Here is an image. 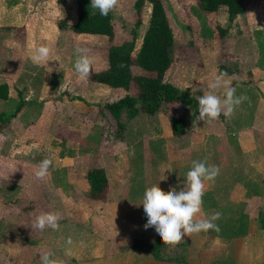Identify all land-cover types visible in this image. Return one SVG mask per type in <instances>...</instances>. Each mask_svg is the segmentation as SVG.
<instances>
[{
  "label": "crops",
  "instance_id": "0c3cea01",
  "mask_svg": "<svg viewBox=\"0 0 264 264\" xmlns=\"http://www.w3.org/2000/svg\"><path fill=\"white\" fill-rule=\"evenodd\" d=\"M2 1L0 84H6L7 97L0 99V240L22 221L21 233L24 239L28 236L26 242L36 238L34 246L24 245L29 253L46 250L54 254L51 258L57 264H264V61L258 59L257 40L252 37L255 33L264 34V10L258 14L252 6L243 9L244 23L237 27L243 31L236 29L233 33L238 39L232 37L228 41L232 63L227 64L221 52L215 67L202 73L200 66L204 62L212 64L214 60L207 58L213 55L199 48L198 40L189 34L172 39L171 62L163 74L164 81L187 89L195 99L219 75L231 82L236 96L245 95L248 99L235 108L231 118L221 114L211 123L199 120L197 110L178 114L184 118L183 133L193 130L202 149L206 147L202 139L207 132L215 138L220 173L218 181L205 182L199 218L210 219L214 213H221L216 220L220 231L218 240L210 232L185 235L175 247L162 245L155 258L144 249L145 245L119 243L118 237L110 241L107 236L112 228L118 233L123 225L124 237L151 242L155 233L141 223L140 202L145 190L158 184L166 193L179 191L185 187L186 177H174L172 171L180 168H167L150 183L141 176L135 177L134 170L143 169L134 166L137 148H143L144 153L146 148L149 152L155 149L150 143L140 144L142 139L151 142L156 138L157 131L150 126L155 124L151 122L153 118L138 113L127 118L126 110L121 109L118 121L123 128L116 133L115 119L102 106L126 92L90 76L81 80L75 72L77 47L89 49L92 72H97L106 68L110 42L57 27V20L65 19L66 24L75 21L73 0H10L1 4ZM65 3H70L68 9ZM144 31L137 33L132 54ZM123 34L128 32H121L123 38L116 42L118 35L113 25L115 44L128 38ZM96 42L100 43L98 47ZM43 45L51 46L53 58L59 61L34 64L32 52ZM219 65L225 72L218 71ZM143 71L135 65L130 67L134 76ZM217 94L222 96L221 92ZM73 97L76 99L71 100ZM139 124L140 135L134 134L132 139V133L127 132ZM169 134L170 127L163 137ZM63 154L67 155L66 160ZM45 158L53 159V165L46 178L37 179L34 173ZM91 168L103 169L106 176L105 195L99 198L88 195L85 173ZM57 175L60 180H55ZM140 178L142 181L137 182ZM46 212L60 215L59 230L32 229L35 218ZM132 222L142 233L132 234ZM38 230L40 233L35 235ZM69 238L71 244L67 243Z\"/></svg>",
  "mask_w": 264,
  "mask_h": 264
},
{
  "label": "rangeland",
  "instance_id": "374dc122",
  "mask_svg": "<svg viewBox=\"0 0 264 264\" xmlns=\"http://www.w3.org/2000/svg\"><path fill=\"white\" fill-rule=\"evenodd\" d=\"M33 1V0H31ZM36 0H34L35 3ZM161 4L164 9V13L166 15L168 25L171 32L172 39H177L178 37H182L184 34H189L188 36L197 39L200 44H198L199 48L204 49L209 55L212 54L213 56L207 58L208 60H214L211 64V62H204L202 66H200L199 71L202 73L206 71L209 67L214 68L215 67V61L218 63V54L221 53V58H225L226 63L230 64L232 63L230 61V54L231 51L229 49V40L232 37H235V39H238L233 32L237 29V27H241V23H244L242 18V14H239L235 19L229 21L227 19V14L225 10L224 5H220L212 14L211 12L206 13L202 12L197 7V1L196 0H160ZM248 1V0H247ZM245 2V0H242L243 9L245 11V8L249 6H252L258 14L264 10V0H250L248 2ZM65 2V0L62 1V3ZM134 0H119V4L116 9L111 11V18L114 25V30L116 35V42H119L123 36L121 35V32H128V34H123L124 37H129V32L133 28L134 21L139 18L140 24L137 27L136 31L137 33L143 32V30L146 29L147 22H148V15H149V4L145 2L143 6L141 7V12L139 17H137L134 13L132 4ZM10 3V0H3L1 4ZM70 6V3H65L64 7L68 9ZM75 7V1L73 0V5ZM260 11V13H259ZM256 15V13H255ZM264 17V16H263ZM65 21L64 27L68 28V25L66 24L65 19H60ZM59 20H57L58 22ZM56 22V23H57ZM57 25V24H56ZM182 25L183 27H181ZM58 27V26H57ZM207 27V28H206ZM63 28V27H62ZM139 28V29H138ZM189 30H186V29ZM238 32L243 31L242 29H237ZM182 33V35H181ZM90 38H106L109 42L113 43L111 40H109L107 37H104V35L100 34H88ZM261 36V37H259ZM139 37V36H138ZM254 39H256L257 43V49L258 51V59H260V62L264 61V40L261 41L259 38L264 39V34L255 33L253 34ZM139 40V38H137ZM137 40V42H138ZM100 44L99 42H96V46ZM100 49H102V46H99ZM218 50H220L218 52ZM215 51L217 54L215 55ZM229 52V53H228ZM223 58V59H224ZM105 60V57H104ZM149 74L150 76H153V72L146 73L143 71V74ZM133 86L130 85L127 89H124L122 87H112L116 90H121L122 92H126L125 94H128L129 96L136 97L137 90L136 85L134 82ZM76 98H72L71 100H75ZM197 110V107H190L189 105L180 104L174 101L169 102H162L158 109H156L153 113H146L141 110H139L137 113L139 114H145L147 116L153 119H151L154 125H150L151 129L153 131H157V134H154L156 138L152 140L151 142L146 141V139H142L140 144H151L154 149L153 152H149L146 148V153H144L143 148L140 150L137 148V160L135 163V168H143L142 171L134 170V176L143 179V181H146V183L154 182L156 178L160 177L164 171H167V168H180L172 171L174 177L176 175H182L186 177L187 172L192 167V161H200V162H206V166H212L218 165V149L215 147V138L212 135V132H207V136H205V139H202L205 141L206 147L203 149L200 147L199 143V137H196L197 135L193 133V130H186V133L180 134V135H172L169 134L168 137H163L165 134L168 133L169 129V116L170 115H178V114H187L188 112H194ZM142 116V115H141ZM138 117V118H141ZM154 116L159 119L155 120ZM137 118V120H139ZM133 121V123H135ZM130 127H134V125H131ZM149 127V126H148ZM193 127V126H192ZM113 128V127H112ZM135 128L129 129L127 133H132V139H135L134 134L140 135L141 132L140 124ZM115 129V126H114ZM142 129H144V125L142 126ZM115 131V130H114ZM164 131V133H162ZM114 133V132H113ZM126 133V134H127ZM116 135V134H115ZM168 146V149L164 146ZM145 147V146H144ZM60 157V156H59ZM67 159V155L63 154V160ZM99 162V161H98ZM171 165V166H169ZM133 169V168H132ZM60 176V175H59ZM133 177V174H131ZM138 179L137 182H141L142 180ZM178 177H176L177 179ZM55 180L58 179V175L55 176ZM215 180L218 181V176L215 178ZM63 189V188H62ZM105 193L103 192L101 196H104ZM143 208V205H142ZM135 220V218L133 219ZM22 221H19L15 227L11 230V233L5 236L4 239L0 240V264H41L40 262V254L43 252H46V250H39V251H33L29 253L28 247L24 246L27 244H31L32 246L35 245L36 238L33 237L31 242H26V238L24 239V235L22 232ZM215 224H218V221H214ZM133 227L131 229V232L133 235L142 233V230L138 227V225L135 222H132L131 224ZM142 225V224H141ZM9 226V225H8ZM8 226L6 228H8ZM120 231L118 233L116 230L112 228L110 232V236L107 237L110 238V241H113V239H117V237L120 239L119 243L125 242L128 243L132 239L135 238H126L125 236V230H123V225H121ZM144 228V225H142ZM149 230V229H148ZM1 231V230H0ZM13 232L15 234L13 235ZM208 232L212 233L213 239L218 240V232L214 230H209ZM40 233L38 230L37 234ZM214 233V234H213ZM7 234V233H6ZM135 237V236H134ZM38 241V240H37ZM37 245V243H36ZM25 250V251H24ZM50 253V252H48ZM54 255L51 253V256Z\"/></svg>",
  "mask_w": 264,
  "mask_h": 264
},
{
  "label": "trees",
  "instance_id": "16d2710c",
  "mask_svg": "<svg viewBox=\"0 0 264 264\" xmlns=\"http://www.w3.org/2000/svg\"><path fill=\"white\" fill-rule=\"evenodd\" d=\"M197 7L202 12H213L220 5L225 6L227 19L233 20L237 15L243 13L242 0H196ZM147 2L149 4V15L146 29L141 37V42L134 54L137 27L140 19L133 23L129 37L119 44L114 43L113 25L111 13L108 16H101L99 10L92 7L91 0H75V21L68 25L74 33L100 34L106 36L110 42L106 50V68L101 71L91 72V79L109 87H122L127 89L131 82L136 85V97L123 95L117 100L106 102L102 108L107 110L116 121V133L123 128V123L118 121L121 109L126 110V117H133L139 110L148 114L153 113L162 102L174 101L180 104L198 108V101L190 96L187 89H180L171 83L163 80V74L171 62L170 47L172 37L166 15L160 0H134L132 7L134 13L139 17L141 7ZM65 25L64 20L57 22L58 28ZM135 65L146 73L153 72L154 75H132L130 67ZM218 71L225 72L223 66L219 65ZM7 97L6 84H0V99ZM169 124L173 135H180L184 132V118L182 115H170ZM85 180L89 186L88 195L91 198H99L106 187V176L101 168H91L85 173ZM147 216L144 208L141 214V223L145 225ZM264 227V220L261 221ZM155 236L149 243L138 239H132L131 245L145 248L155 258L159 257V251L163 242L154 227H149Z\"/></svg>",
  "mask_w": 264,
  "mask_h": 264
},
{
  "label": "clouds",
  "instance_id": "9594fccd",
  "mask_svg": "<svg viewBox=\"0 0 264 264\" xmlns=\"http://www.w3.org/2000/svg\"><path fill=\"white\" fill-rule=\"evenodd\" d=\"M118 4L119 0H91L92 7L98 9L100 15L105 17L116 9ZM75 53V72L81 80H86L91 75L93 64L89 49L77 47ZM30 58L38 66L48 65L49 60L59 61L58 58H53L52 48L49 45L35 48ZM218 92H221L222 96L218 95ZM235 93L236 89L231 86L230 81L224 80L222 76H216L202 96H195L198 101V119L205 123H211L219 119L221 114L231 118L235 108L248 99L245 95L236 96ZM52 165L53 159H43L34 173L35 177L41 180L46 178ZM219 173L218 166H206V162L194 160L191 169L186 174L183 189L179 191L172 189L166 193L158 184L147 188L140 202L143 204L144 213L147 216L144 228L154 227L163 245L171 247L180 244L185 235L192 237L194 234L209 230L219 232L220 227L214 221L220 218L221 213H214L210 219L199 218L202 211L203 195L206 191L205 182H214ZM60 219L58 213H41L35 218L31 227L41 231L45 228L57 231L60 227ZM67 243H72L70 238ZM40 262L41 264H57V261L51 258V253L48 252L40 254Z\"/></svg>",
  "mask_w": 264,
  "mask_h": 264
}]
</instances>
